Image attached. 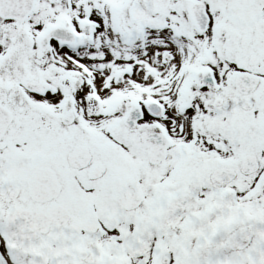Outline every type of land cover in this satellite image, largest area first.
<instances>
[{
    "label": "snow or ice",
    "instance_id": "obj_1",
    "mask_svg": "<svg viewBox=\"0 0 264 264\" xmlns=\"http://www.w3.org/2000/svg\"><path fill=\"white\" fill-rule=\"evenodd\" d=\"M0 264H264V0H0Z\"/></svg>",
    "mask_w": 264,
    "mask_h": 264
}]
</instances>
